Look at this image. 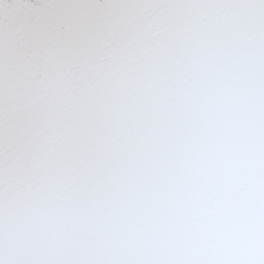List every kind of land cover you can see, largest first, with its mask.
I'll return each instance as SVG.
<instances>
[{
  "label": "snow or ice",
  "instance_id": "1",
  "mask_svg": "<svg viewBox=\"0 0 264 264\" xmlns=\"http://www.w3.org/2000/svg\"><path fill=\"white\" fill-rule=\"evenodd\" d=\"M0 264H264V0H0Z\"/></svg>",
  "mask_w": 264,
  "mask_h": 264
}]
</instances>
